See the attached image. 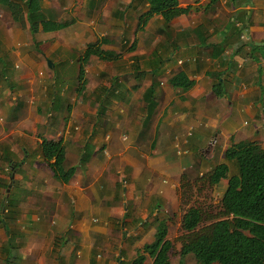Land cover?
<instances>
[{
  "label": "crops",
  "instance_id": "1",
  "mask_svg": "<svg viewBox=\"0 0 264 264\" xmlns=\"http://www.w3.org/2000/svg\"><path fill=\"white\" fill-rule=\"evenodd\" d=\"M178 2L192 9L140 30L150 0H0V170L23 193L0 219L2 264L11 233L10 264H127L118 254L154 241L184 176L233 144L264 149V0ZM93 46L113 57L81 62ZM44 140L63 142L69 183Z\"/></svg>",
  "mask_w": 264,
  "mask_h": 264
},
{
  "label": "trees",
  "instance_id": "2",
  "mask_svg": "<svg viewBox=\"0 0 264 264\" xmlns=\"http://www.w3.org/2000/svg\"><path fill=\"white\" fill-rule=\"evenodd\" d=\"M5 3L11 4L9 1ZM150 4V9L140 17V30L145 29L148 21L156 15H161L169 24L192 9L181 8L178 0H150ZM91 54H97L104 60L113 57L93 46L85 51L81 62H86ZM171 83L174 87L191 85L183 75L174 77ZM40 149L43 160L56 179L69 183L75 170L64 167L66 151L63 142L44 140ZM224 157V161L206 175L212 186L227 180L221 213L219 217H206L200 207L188 209L182 220V229L187 235L182 239L178 264H186L188 256H193L199 264H264V149L257 142H240L233 144ZM182 179L185 180L186 176ZM5 199L7 203L1 207H5L6 213L0 215V219L7 225V219H11L14 210L9 209L10 198ZM206 223L210 224L202 228ZM168 233L167 221H159L154 241L137 250L132 264H147L149 258L152 259L151 264H172L174 245ZM14 238L11 233L6 245V264L17 257L14 252L19 245H13Z\"/></svg>",
  "mask_w": 264,
  "mask_h": 264
},
{
  "label": "rangeland",
  "instance_id": "3",
  "mask_svg": "<svg viewBox=\"0 0 264 264\" xmlns=\"http://www.w3.org/2000/svg\"><path fill=\"white\" fill-rule=\"evenodd\" d=\"M104 82L107 83L106 78L102 82L99 81L98 83L103 84ZM57 105L60 106V103H58ZM59 106H58V110L60 108ZM32 157L33 155L29 156L30 161L32 160ZM204 158H207V157L204 156ZM212 161L213 163L218 162V157H215ZM214 165H216V163ZM214 165H212L213 168L215 167ZM21 172L23 176L30 177L28 172H25L24 170H21ZM188 174L191 175L193 179L188 178V176H186V179L182 180L180 187L177 189L178 201L176 202V204H173V205L168 204L165 209L167 213L165 212V215L162 216V218L166 220L168 223V229H169L168 238L173 242V245H174V249L172 251V264H178L180 260V251L182 249V244H183L182 239L184 238L186 234L184 230L182 229V220H183L184 215L187 213L188 209L191 207L197 206V207H200L205 212L206 217L208 216L219 217L221 213V208H220L221 200L227 189V180H222V182L218 186L210 185L206 180V175L209 174V172L200 173V175H198L199 177H197L196 179H195V176L198 174L197 172L195 174H191V173H188ZM6 176H9L7 171L0 170V182H2V178H5L6 185H8V187L4 186L3 189H1L0 199L2 200L1 202L5 201V204H6L5 198H10L11 196L12 198H10V203L15 204L16 206V202L14 199L15 197L13 195L17 193L18 195L19 194L23 195V193H21L20 189H18L17 192H13V187L11 186V183L12 185L13 183L18 185V182H15L16 180L13 178L8 179ZM21 183L25 184L26 181L22 180ZM30 206L31 204L27 202L24 204L20 203V208L23 212L30 211V208H29ZM2 210H3V213H6L5 207L2 208ZM18 221L21 225V228L24 226L27 227L28 220L20 219ZM209 224L210 223H206L205 225H202L201 227L204 228L208 226ZM4 240H5V233L4 235H0V244ZM20 252L21 250L18 249L14 253L16 256H19L21 254ZM125 252L127 253L123 252V253L118 254L119 256L117 259H121L122 257L125 256L127 260L125 262L127 264H130L133 258L130 259L129 257L132 255H136L137 250L136 251L126 250ZM102 255H103V252H100V254L98 255L100 260L102 259ZM151 262H152V259L149 258L147 260V264H151ZM0 264H2L1 261H0ZM186 264H199V263L195 260L193 256H188L186 258Z\"/></svg>",
  "mask_w": 264,
  "mask_h": 264
},
{
  "label": "water",
  "instance_id": "4",
  "mask_svg": "<svg viewBox=\"0 0 264 264\" xmlns=\"http://www.w3.org/2000/svg\"><path fill=\"white\" fill-rule=\"evenodd\" d=\"M8 192H9V190H8Z\"/></svg>",
  "mask_w": 264,
  "mask_h": 264
}]
</instances>
